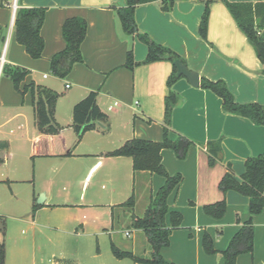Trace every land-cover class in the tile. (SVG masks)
Returning a JSON list of instances; mask_svg holds the SVG:
<instances>
[{"label":"crops","instance_id":"0c3cea01","mask_svg":"<svg viewBox=\"0 0 264 264\" xmlns=\"http://www.w3.org/2000/svg\"><path fill=\"white\" fill-rule=\"evenodd\" d=\"M125 1L0 0V27L3 28L0 34V59L3 57L2 63L0 60V185L8 188L9 204L14 202L13 207L22 206L25 201L31 203V218L35 211L50 205L47 190H39L34 195L37 173L48 167L52 184V177L61 174L59 165L70 163L68 160L73 158L91 160L87 162L83 184L88 174L102 170L104 182L109 187V200L86 206L107 208L111 229L115 225L117 230L127 226L125 235L131 227L132 217L144 214L150 199L164 184V178L157 174L134 172L130 157L106 155L131 138L162 140L165 97L169 91L167 79L173 68L168 60L142 63L146 45L136 36L126 35L116 15L115 9L123 7ZM171 1V9L167 12L161 9L164 0L136 5L134 17L138 30L179 54L200 78L223 80L237 103L264 106V75L261 73L264 65L222 0ZM228 1L255 3L264 0ZM20 7L45 8L40 29L44 48L38 59L31 58L16 41L14 17ZM206 7L209 15L206 40H203L199 37L198 27ZM74 16L82 17L87 23L80 45L83 61L75 63L66 77L59 78L50 72L49 60L65 47L62 24ZM129 49L138 63L132 69L123 66ZM3 64L29 71L22 86L34 83L58 94L54 111L55 120L61 126L58 134L38 131L30 92L21 95L15 90L12 81L2 72ZM171 89L178 95V100L171 112L168 136L174 140L181 134L197 144L189 147L184 159H178L171 149L160 152L166 172L182 176V181L167 197L168 214L165 216V224L170 226L169 213H180V226L171 231L169 244L160 249L161 256L174 264H224L221 251L240 225L251 217L254 225L252 252L240 254L235 264H264V209L251 216L248 197L233 190L224 194L218 187L228 170L239 179L244 172L245 160L264 153V126L225 113L221 98L208 89L192 87L184 77ZM90 91H97V104L108 117L109 130L103 133L104 124L97 122L96 129L78 138L71 126L72 108ZM217 139L221 140L222 157L210 165L206 148L199 144ZM25 183H31V189L19 190L18 186ZM26 192L28 196H23ZM130 192L135 200L132 209L128 210L120 204L128 199ZM221 200L226 203L221 218L204 212L205 205ZM92 221L96 222V219ZM131 228V248L123 250L148 257L150 246L144 232ZM75 233H79L77 229ZM205 234L210 236L215 253L205 252L202 244ZM0 243L4 246L3 264H6L5 245L3 241ZM88 257L83 263L79 259L53 256L49 264H62L63 261L71 264H143L129 258L117 259L112 252L111 255L103 254L99 247Z\"/></svg>","mask_w":264,"mask_h":264},{"label":"trees","instance_id":"16d2710c","mask_svg":"<svg viewBox=\"0 0 264 264\" xmlns=\"http://www.w3.org/2000/svg\"><path fill=\"white\" fill-rule=\"evenodd\" d=\"M153 0H126L123 7L116 8V15L120 22L122 31L129 36H136L137 39L146 45V55L142 63L168 60L172 62L178 58L184 59L167 46L153 41L146 33L140 32L137 28L134 11L138 4ZM248 42L254 48L257 57L264 65V1L260 2H230L222 0ZM171 0H164L162 11L171 9ZM45 8L32 7L17 9L14 17V31L16 41L21 44L26 53L33 59L42 56L44 40L40 29L44 20ZM209 10L206 7L199 23L198 34L206 40L207 22ZM0 27V34L2 33ZM87 23L82 17H70L62 24V37L65 47L54 54L49 60L50 72L64 78L70 72L75 63L83 61L80 45L85 37ZM137 62L133 59L131 49L127 51L124 67L132 69ZM2 72L8 77L21 95L29 91L33 100L34 124L39 132L43 134H58L61 126L54 117L55 105L58 94L44 86L29 83L21 85L29 71L20 66L3 64ZM264 75V68L261 70ZM183 76L176 75L173 67L168 76V94L165 97V110L162 121L163 137L161 141L131 138L125 141L118 148L107 152L108 156H128L132 160L134 172L145 171L157 174L164 178V184L157 190L154 197L141 217H132L131 227L141 229L150 246L148 257H139L131 251L122 250L111 243V252L117 259L129 258L134 262L143 264H174L166 261L160 254V249L169 244V235L173 229L180 226L181 215L178 212H170V226L165 224V216L168 214L167 197L182 181L180 174L169 175L161 163L160 152L162 149H171L178 159H184L190 146L195 145L188 137L178 134L174 140L169 138L171 125V112L178 100V95L171 89L172 85ZM200 88L208 89L222 100V109L225 113L241 116L249 119L255 125L264 126V106L259 103H237L234 95L223 80H210L200 78ZM97 122H102L106 133L109 130L107 115L97 104V91H90L88 94L74 104L72 108V123L78 138L85 132L97 128ZM204 145L208 154V161L213 165L216 160H221V140L208 141ZM219 189L225 194L233 190L248 197V211L251 216L257 215L264 209V153L249 156L244 162V172L239 179L235 178L228 170L220 179ZM134 196L120 204L131 210L134 205ZM226 203L224 200L208 204L203 207L204 212L214 218H221L225 212ZM254 225L251 217L240 225L239 229L231 237L227 247L221 251L224 264H235L240 254L251 253L253 249ZM203 248L206 253H215L212 240L208 234L203 236ZM4 262V246L0 243V264ZM62 264H71L63 261Z\"/></svg>","mask_w":264,"mask_h":264},{"label":"rangeland","instance_id":"374dc122","mask_svg":"<svg viewBox=\"0 0 264 264\" xmlns=\"http://www.w3.org/2000/svg\"><path fill=\"white\" fill-rule=\"evenodd\" d=\"M68 161L70 163L59 165L61 174L52 177V184L48 167L35 176L37 189L34 195L39 190H47L50 205L35 211L34 218H31L29 201L13 207L14 200H11L12 205L9 204L8 188L0 185V241L5 245L6 264H49L53 256H66L85 263L97 247L103 254L111 255L110 242L122 250H130L132 228L128 227L130 236L127 237L124 234L127 226L117 230L115 225L111 229L107 208L86 206L109 200V187L104 182L102 170L88 174L83 184L87 162L91 160L79 157ZM21 185L19 190L31 189V183ZM28 192L23 196H28ZM130 195L131 192L127 197Z\"/></svg>","mask_w":264,"mask_h":264},{"label":"water","instance_id":"95a60500","mask_svg":"<svg viewBox=\"0 0 264 264\" xmlns=\"http://www.w3.org/2000/svg\"><path fill=\"white\" fill-rule=\"evenodd\" d=\"M172 66L176 69V75L186 78L192 87L197 88L200 86V77L198 72L189 69L186 63L176 58L172 61Z\"/></svg>","mask_w":264,"mask_h":264},{"label":"built area","instance_id":"2783aa9c","mask_svg":"<svg viewBox=\"0 0 264 264\" xmlns=\"http://www.w3.org/2000/svg\"><path fill=\"white\" fill-rule=\"evenodd\" d=\"M13 8L15 9V2L13 3ZM1 63L3 62V57H1ZM66 87H68V85L66 86ZM126 235H128V233L126 232Z\"/></svg>","mask_w":264,"mask_h":264}]
</instances>
